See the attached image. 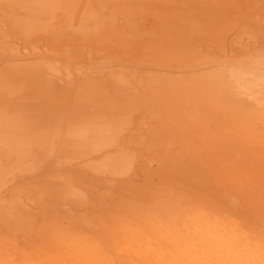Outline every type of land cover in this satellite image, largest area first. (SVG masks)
I'll return each mask as SVG.
<instances>
[{
    "label": "rangeland",
    "instance_id": "1",
    "mask_svg": "<svg viewBox=\"0 0 264 264\" xmlns=\"http://www.w3.org/2000/svg\"><path fill=\"white\" fill-rule=\"evenodd\" d=\"M0 264H264V0H0Z\"/></svg>",
    "mask_w": 264,
    "mask_h": 264
},
{
    "label": "bare ground",
    "instance_id": "2",
    "mask_svg": "<svg viewBox=\"0 0 264 264\" xmlns=\"http://www.w3.org/2000/svg\"><path fill=\"white\" fill-rule=\"evenodd\" d=\"M228 5V4H227ZM226 5V6H227ZM121 6H123V5H120V7ZM123 8H125L124 6H123ZM204 9V8H203ZM207 9V8H206ZM208 12V11H207ZM216 23H218V22H216ZM220 24V23H219ZM212 37V36H211ZM209 43V42H208ZM175 44V43H174ZM177 44V43H176ZM100 74V73H99ZM103 77V76H102ZM180 93V92H179ZM150 106V105H149ZM86 107V106H85ZM93 107H95V106H93ZM80 108V110H81V108H84V106H82V107H79ZM78 107H77V109H79ZM53 108H51V110H52ZM91 109V108H90ZM97 109V108H96ZM46 110V109H45ZM49 110H50V108H49ZM48 110V111H49ZM51 110H50V114H51ZM84 110V109H83ZM47 111V112H48ZM54 111V110H53ZM77 111V110H76ZM47 112H46V114H47ZM55 112H56V110H55ZM54 112V113H55ZM68 112V111H67ZM88 112H89V110H88ZM87 112V113H88ZM92 111H90V113H91ZM41 113V112H40ZM39 113V114H40ZM49 113V112H48ZM53 113V112H52ZM58 112H56V114H57ZM90 113H88V114H90ZM143 113V112H142ZM50 114H48L49 116H50ZM55 114V115H56ZM61 114L63 115V113L61 112ZM88 114H86V115H88ZM54 115V114H53ZM67 115V114H66ZM78 115V114H77ZM77 115H75L76 117L75 118H77ZM83 115H85V113H83ZM80 116V115H79ZM82 117V116H81ZM47 119H48V117H46ZM53 118H55V116L53 117ZM61 118V117H60ZM64 118H66V117H64ZM83 118V117H82ZM82 118H80V117H78L77 119L79 120V119H82ZM39 119V118H38ZM52 119V118H51ZM41 120V119H40ZM42 120H44V119H42ZM41 120V121H42ZM62 120V119H61ZM75 120V119H74ZM85 120V119H84ZM37 121V120H36ZM53 121V120H52ZM63 121V120H62ZM39 122V121H38ZM37 122V123H38ZM47 122V121H46ZM51 122V121H50ZM36 123V122H35ZM43 123V122H42ZM172 137H170V138H172V139H176L177 137L178 138H182V139H184V140H186L187 139V137H185V136H183V135H171ZM114 153V152H113ZM112 153V154H113ZM111 154V153H110ZM108 157H110V156H108ZM109 161V160H108ZM107 161V162H108ZM132 164V157L130 158L129 156H127V155H125V154H123V153H121V154H119L116 158H115V156H114V158H112V159H110V165H109V169H108V174L107 175H110L113 179H114V182H116L117 180L118 181H120L119 179H121V181H122V184L123 185H128V184H132V177L133 176H129V177H125L126 175H125V172L123 173L124 175H122V172L125 170V169H127V168H129L130 167V165ZM162 167V166H161ZM164 167V166H163ZM165 170V169H164ZM127 171V170H126ZM163 171V170H162ZM159 172H161V170L159 171ZM168 172V169H166L165 170V172H164V174H166ZM161 174V173H160ZM123 177H122V176ZM130 175V174H129ZM161 175H163V174H161ZM161 177V176H160ZM162 178V177H161ZM163 179V178H162ZM166 179H167V177H166ZM118 183V182H117ZM134 184V183H133ZM95 186V185H94ZM134 186H138V184H135ZM61 194V193H60ZM50 195H52V194H50ZM56 199V198H55ZM55 201V200H54Z\"/></svg>",
    "mask_w": 264,
    "mask_h": 264
},
{
    "label": "crops",
    "instance_id": "3",
    "mask_svg": "<svg viewBox=\"0 0 264 264\" xmlns=\"http://www.w3.org/2000/svg\"><path fill=\"white\" fill-rule=\"evenodd\" d=\"M117 22H118V20H117ZM116 22V17H112L111 19H110V22H108V25H110L111 24V26L109 27V33L111 34L112 32L111 31H113L114 29V25L117 23ZM140 36V34L138 33V32H136L135 33V37H133L134 39L133 40H135L136 38H138ZM59 38H64V35H60V36H58ZM116 41V40H115ZM113 41L108 47H112V48H116L117 50H122V49H124V50H127L128 48H129V43H127V41H125V40H123V39H120V40H118V41ZM128 46V47H127Z\"/></svg>",
    "mask_w": 264,
    "mask_h": 264
}]
</instances>
